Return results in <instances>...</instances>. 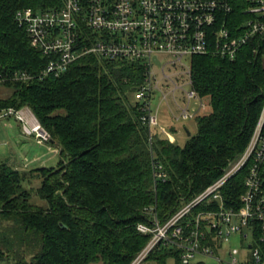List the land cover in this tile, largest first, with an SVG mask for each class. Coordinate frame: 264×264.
Instances as JSON below:
<instances>
[{
  "label": "trees",
  "instance_id": "1",
  "mask_svg": "<svg viewBox=\"0 0 264 264\" xmlns=\"http://www.w3.org/2000/svg\"><path fill=\"white\" fill-rule=\"evenodd\" d=\"M63 3L0 0V79L11 81L17 71L37 75L48 61L33 48L18 12L60 9ZM252 47L234 61L192 58L193 88L208 100L209 112L195 119L196 134L185 127L184 145L157 130L154 154L136 99L144 80L140 63L90 53L60 77L6 84L12 94L0 99V107H31L60 161L22 174L0 162V221L12 223L0 229L2 264H130L151 239L137 226L149 220L152 208L165 222L248 147L264 106V58ZM163 125L177 135L176 126ZM153 157L168 174L165 182H155ZM248 170L224 187L227 206H239ZM28 174L41 178L37 193L47 206L34 205L22 187ZM170 258L183 264L180 251L160 244L142 264Z\"/></svg>",
  "mask_w": 264,
  "mask_h": 264
},
{
  "label": "built area",
  "instance_id": "2",
  "mask_svg": "<svg viewBox=\"0 0 264 264\" xmlns=\"http://www.w3.org/2000/svg\"><path fill=\"white\" fill-rule=\"evenodd\" d=\"M16 18L48 62L37 75L16 72L13 79L60 77L69 64L90 53L110 61L142 64L144 80L136 99L152 154L157 130L176 141L162 126L161 109L175 123L209 112L208 100L193 88V57L234 61L252 45L253 54L264 58V0H64L61 9H26ZM9 115L16 117L25 135L47 144L49 134L41 135L36 125L24 127L22 114L16 116L11 110L0 122ZM263 127L264 106L245 152L229 163L218 180L165 222L156 208L151 209L149 220L137 226L151 239L132 264L144 263L160 244L180 251L183 264H197L204 258L222 264H264ZM248 165L239 206H227L224 187ZM152 166L155 182H165L164 166L154 157ZM235 235L240 237V250L229 245Z\"/></svg>",
  "mask_w": 264,
  "mask_h": 264
},
{
  "label": "rangeland",
  "instance_id": "3",
  "mask_svg": "<svg viewBox=\"0 0 264 264\" xmlns=\"http://www.w3.org/2000/svg\"><path fill=\"white\" fill-rule=\"evenodd\" d=\"M64 6V3H63ZM62 6V7H63ZM61 7V8H62ZM60 8V9H61ZM32 10V9H30ZM34 11V10H32ZM34 12H46V11H34ZM25 29V27H23ZM25 31L28 34L27 29ZM29 36V34H28ZM30 38V36H29ZM32 44V41H31ZM33 48H35L37 51L41 53L42 56L44 54L42 51L32 44ZM45 57V56H44ZM46 58V57H45ZM80 59V58H79ZM73 61L71 64H69L66 72L70 70V68L77 63L79 60ZM48 60V59H47ZM188 61V60H187ZM48 62V61H47ZM47 64V63H46ZM170 72V70H168ZM18 72V71H17ZM20 72H26V71H20ZM65 72V73H66ZM171 72H174V70H171ZM29 73V72H27ZM16 74V73H15ZM30 74V73H29ZM28 80H19V79H13L11 81H7L5 79H0V99H5L9 97L12 94V89L8 87L6 84L11 82H20L24 83ZM24 81V82H23ZM187 89L189 87H186ZM158 99V98H157ZM159 102V101H158ZM157 102V103H158ZM13 110L14 113H16V116H19V114L23 115V119L25 122L22 124L24 127L31 129L34 125H36L39 128V133L41 135L49 134L50 138L49 141H51V135L50 133L45 129L44 125L39 120L36 113L31 109L29 106H23L21 108H15V107H0V118L6 116V114ZM10 116V115H9ZM11 118L7 120H3L0 122V162L1 161H8L9 165L12 166L14 169L21 171H31L33 169L39 168V167H57L60 161V157L58 153H55L56 146L49 149V146L44 145L41 146L37 143V140L34 137L27 136L23 133L21 126L19 122L15 119V116H10ZM160 120H167L169 123H172L174 120L170 118V116L167 114V111L160 110L159 115ZM167 126L171 124H166ZM178 128L177 135H175L178 139L179 144L184 145L187 141L188 135L186 134L185 127L190 131L192 135L196 134L197 132V122L196 120H189L186 122H178L175 124ZM162 126L163 122H162ZM23 127V126H22ZM22 174V172H21ZM24 177V176H23ZM41 186V178L38 177L36 174L26 175L25 179L22 181V187L25 190H28L31 193V202L34 203V205L38 206H47L46 203L39 197L37 193V189ZM1 217V214H0ZM144 223V222H143ZM12 226V223L3 222L0 221V229L1 228H7ZM149 242L146 244V246L136 255V257L145 250ZM230 247L236 249H241V241L239 236H232L230 241ZM236 256L240 257V253L236 252ZM150 255V254H149ZM148 255V256H149ZM136 257L133 259V261L130 263L132 264ZM203 262L202 264H222L219 262H216L209 258H204L201 260ZM0 264L2 262L0 261ZM95 264H104L103 262H98ZM153 264V263H148ZM167 264H176L175 260L169 259L167 261Z\"/></svg>",
  "mask_w": 264,
  "mask_h": 264
},
{
  "label": "crops",
  "instance_id": "4",
  "mask_svg": "<svg viewBox=\"0 0 264 264\" xmlns=\"http://www.w3.org/2000/svg\"><path fill=\"white\" fill-rule=\"evenodd\" d=\"M163 123H165V124L168 123V124H172V125L176 126V125H175V124H176L175 122L169 123V122H168L167 120H165V119L163 120ZM164 127L167 129L166 126H164ZM167 130H168V129H167ZM168 132H169V131H168ZM170 133H171V132H170ZM171 135H173L174 138H177V137L175 136V134L171 133ZM41 146H44V145H41ZM49 149H51V147H49ZM54 150H55V153H58V151H57L56 148H55ZM58 155H59V153H58ZM39 168H41V167H39ZM202 263H203V262H202ZM202 263L200 262V263H197V264H202Z\"/></svg>",
  "mask_w": 264,
  "mask_h": 264
}]
</instances>
